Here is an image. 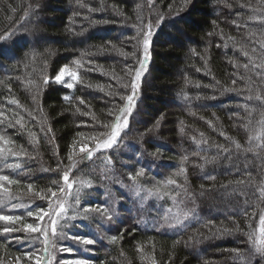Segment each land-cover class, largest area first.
<instances>
[{"label":"trees","instance_id":"16d2710c","mask_svg":"<svg viewBox=\"0 0 264 264\" xmlns=\"http://www.w3.org/2000/svg\"><path fill=\"white\" fill-rule=\"evenodd\" d=\"M261 17L264 0H0V33L17 30L0 43V134L21 153L0 159V174L20 181L6 186L18 198L12 202L46 207L33 193L55 187L52 182L61 173L44 169L54 170L60 161L63 169L80 134L109 131L103 125L114 120L124 103L120 97L130 92L123 87L132 78L126 71L139 66L150 23V59L127 134L122 133L118 146L79 164L70 177L92 184L82 192L79 208L107 205L113 218L96 212L86 219L79 215L67 221L64 237L71 232L95 238L94 245L79 244L80 256L91 264H245L232 249L242 250L247 264H264V256L250 251L253 245L245 234L259 238L264 211L258 191L264 188V147L256 139L248 143L260 134L264 119V99H255L264 98ZM133 50L135 56L124 55ZM65 65L80 75L73 89L53 81ZM20 118L23 126L15 123ZM249 147L253 150L245 151ZM184 156L188 160L182 165ZM181 166L187 169L186 180L179 174ZM141 167L145 172L137 183L146 189L155 190L168 179L183 185L187 192L174 185L163 190L179 191L180 208L194 215L169 226L162 219L172 207L169 197L141 193V199L132 190L128 176ZM238 180L244 183L229 184ZM24 212L5 209V214ZM236 223L242 231L224 232ZM25 235L0 233V264H15L16 257L33 248L44 256L42 243L15 239ZM24 264L32 262L25 259Z\"/></svg>","mask_w":264,"mask_h":264},{"label":"snow or ice","instance_id":"6c2138e0","mask_svg":"<svg viewBox=\"0 0 264 264\" xmlns=\"http://www.w3.org/2000/svg\"><path fill=\"white\" fill-rule=\"evenodd\" d=\"M27 16V13L25 14ZM264 19V17H261ZM147 31L143 33L142 37V59L139 60V66L136 68L128 69L126 75L131 76L130 84H125L123 87L125 89L130 88V92L126 96H121L120 98L124 101L123 105L116 109V114L114 120L109 124L103 125V127L109 129L107 133L101 132L94 134L90 137H84L83 134H80L82 139L78 141H73V144L70 147L69 153L67 155L68 164L61 169V164L63 161L57 163L56 169H44L45 171H58L61 173L59 181L54 180L52 184L55 187H48L47 190H39L33 193V185L28 184L27 189L29 193H33L35 198L46 201L47 206L41 207L37 205L36 207H31V204L25 205L23 203H13L14 199H18L13 195L11 189L6 187V185H17L20 183L19 180L13 179L9 175L0 174V233L2 234H11L14 232H24L26 235L24 237H15L18 243H23L25 240L28 241L30 245L35 242H40L44 245L43 252L45 256H41L38 249L33 248V251L24 252L22 256L15 258V264H24L26 259L32 264H52L54 257L51 254L50 249L55 248L56 244L54 243L55 239L66 238L64 237V226L68 220H74L79 215H83V218H87L89 212H96L103 215L107 220H112V214L109 211L107 205L93 206L88 205L83 208H79L80 205V196L85 188H90L92 186L91 181H85L78 178H71V173L75 170L79 164L90 161L97 153H102L103 151L113 149L115 146L121 142L122 133L127 134L129 129L130 117L135 108L136 100L139 95L140 83L144 71L146 70L148 60L150 58L149 48H150V38L152 35V25L149 23L147 25ZM16 29L5 30L3 33H0V43L8 41L14 35H16ZM139 35V33H138ZM0 54H3L0 51ZM125 56H135L136 51L133 50L132 53H124ZM245 56L248 55L247 52L244 53ZM35 59V56L32 57ZM74 64L77 68L81 67V61L76 60ZM247 69L248 65H244ZM255 67H262V65H255ZM134 73V75H132ZM261 78H264V73L259 74ZM67 78V79H66ZM115 78V77H114ZM56 83L65 85L67 88H74L76 83L81 81L80 75L77 71L72 70L68 65L62 66L56 76L53 78ZM70 80L71 82H67ZM44 84H47L49 80L44 79ZM31 83V81L29 82ZM233 84L236 83L235 80L232 81ZM91 87V85H89ZM97 87L103 88L102 85H97ZM231 91L233 89H226ZM185 98H187L185 96ZM249 100L252 99L251 96L248 97ZM256 100L264 99L260 95L255 97ZM12 103L18 104V101L13 100ZM80 103L83 104V100H80ZM79 111V109H77ZM88 114V113H85ZM109 115H113L110 111ZM22 118L17 119L15 123L21 124ZM0 123H3L0 120ZM158 123V122H157ZM261 132L255 137H250L248 143L251 144L252 139L261 141V144L258 146L264 147V119L260 120ZM41 131H44L41 128ZM183 131V129H181ZM48 132H51V129L48 128ZM33 136L35 134H32ZM202 135V134H201ZM98 137H103L99 139ZM195 139V138H193ZM197 143H207V141H197ZM237 149L241 148V145L237 141H233ZM14 141L7 138L3 134H0V159L7 161L9 156L16 157L21 153L13 150ZM218 148L223 146L218 145ZM227 151V149H224ZM251 147L245 149V151H252ZM188 160L187 156L182 158L181 164ZM205 162H208V158H204ZM107 164L111 165L112 161L109 157L107 159ZM5 167L12 169H20L21 165L19 163H6ZM202 168L203 165H200ZM109 171L111 169H108ZM187 169L183 166L179 169L180 175H185ZM145 169L141 167L134 175L129 174L128 179L132 181V190L137 196H140L141 199H144L145 196H141V193H144L147 197H156L158 199H163L165 196L169 197L172 207L165 209V214L162 216V219L169 223V226L176 227L180 224H183L189 219L191 215H194L191 209L180 208V204L183 203L182 200L178 201L177 197L180 196V192L177 191L174 195L167 191H164L167 186H175L177 189H183L187 192V189H184L183 185L179 184L175 179H168L164 184L153 189H146L141 184L137 183V178L144 175ZM214 179V177H209ZM186 180V175H185ZM62 181V183H61ZM244 181H229V184H242ZM75 186V192H73ZM227 187V185H224ZM203 188V185H201ZM259 195L261 198H264V188H259ZM59 193V195H58ZM8 210H19L25 209L24 215L18 214H5V209ZM173 208H176V211H173ZM73 209H78L73 211L72 215H69V211ZM241 215L247 217L248 213L243 212ZM255 213H253V216ZM25 216L32 218L33 222H24ZM61 221H64V224H61ZM170 221H175V223H170ZM259 238H254L253 233H245L248 236L249 241L252 243L253 247L250 249L251 252L255 254H260L264 256V211L259 215ZM249 228L252 227L251 224L247 225ZM59 229V230H58ZM233 231L239 232L242 231L238 223L235 224L234 229H224V232L231 234ZM255 231V230H254ZM72 239L84 246L94 245L97 241L91 236H73ZM112 241L116 240V237L113 236ZM191 239V237L189 238ZM60 251H71V249L62 247ZM87 250V249H85ZM143 251V249H140ZM235 254V258L238 260H244L247 264V258L242 254L240 249L231 250ZM63 264H91L88 259L80 258L73 261H64Z\"/></svg>","mask_w":264,"mask_h":264},{"label":"rangeland","instance_id":"374dc122","mask_svg":"<svg viewBox=\"0 0 264 264\" xmlns=\"http://www.w3.org/2000/svg\"><path fill=\"white\" fill-rule=\"evenodd\" d=\"M149 55H150V52H149ZM69 67L72 68V70L76 71L73 67H71V66H69ZM67 82H71V81L67 80ZM57 84H59V83H57ZM59 85H62V84H59ZM62 86L66 87L65 85H62ZM6 186H9V185H6ZM58 195H59V193H58ZM25 222H27V220H25ZM31 222H33V221H31ZM67 235L68 236H67V238H65V240H64V238L54 240L56 247L50 249L51 254L54 257V259L52 260V264H63L64 261H73L76 259L83 258L82 256H80V253H82V246H80L79 243L75 242L72 239V237L73 236H84V234L81 233V234L77 235V234H73L71 232H67ZM62 247L69 248V249H71V251H60L59 249ZM38 254H40V252ZM45 255L46 254H44V256Z\"/></svg>","mask_w":264,"mask_h":264}]
</instances>
